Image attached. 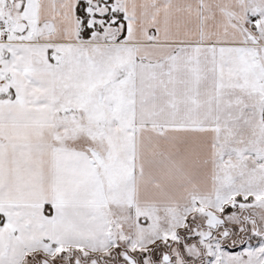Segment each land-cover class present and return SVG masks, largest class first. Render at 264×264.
Returning a JSON list of instances; mask_svg holds the SVG:
<instances>
[{
    "label": "snow or ice",
    "instance_id": "6c2138e0",
    "mask_svg": "<svg viewBox=\"0 0 264 264\" xmlns=\"http://www.w3.org/2000/svg\"><path fill=\"white\" fill-rule=\"evenodd\" d=\"M0 264H264V0H0Z\"/></svg>",
    "mask_w": 264,
    "mask_h": 264
}]
</instances>
